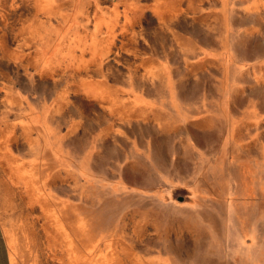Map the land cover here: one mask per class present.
<instances>
[{"label": "rangeland", "instance_id": "374dc122", "mask_svg": "<svg viewBox=\"0 0 264 264\" xmlns=\"http://www.w3.org/2000/svg\"><path fill=\"white\" fill-rule=\"evenodd\" d=\"M0 219L21 264H264V0H0Z\"/></svg>", "mask_w": 264, "mask_h": 264}, {"label": "crops", "instance_id": "0c3cea01", "mask_svg": "<svg viewBox=\"0 0 264 264\" xmlns=\"http://www.w3.org/2000/svg\"><path fill=\"white\" fill-rule=\"evenodd\" d=\"M260 259H251L243 264H261ZM240 261H222L221 264H240ZM0 264H21L16 241L12 238L5 229V226L0 219Z\"/></svg>", "mask_w": 264, "mask_h": 264}]
</instances>
